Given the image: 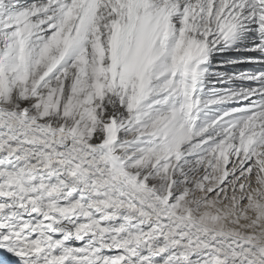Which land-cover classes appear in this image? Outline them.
<instances>
[{"label":"snow or ice","instance_id":"1","mask_svg":"<svg viewBox=\"0 0 264 264\" xmlns=\"http://www.w3.org/2000/svg\"><path fill=\"white\" fill-rule=\"evenodd\" d=\"M0 264H264V0H0Z\"/></svg>","mask_w":264,"mask_h":264}]
</instances>
